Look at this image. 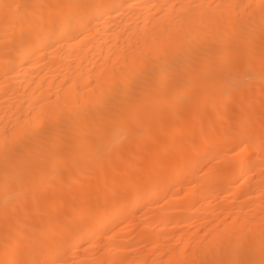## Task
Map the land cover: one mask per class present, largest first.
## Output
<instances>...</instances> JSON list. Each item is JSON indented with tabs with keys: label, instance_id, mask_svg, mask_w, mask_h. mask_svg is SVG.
I'll return each instance as SVG.
<instances>
[{
	"label": "bare ground",
	"instance_id": "obj_1",
	"mask_svg": "<svg viewBox=\"0 0 264 264\" xmlns=\"http://www.w3.org/2000/svg\"><path fill=\"white\" fill-rule=\"evenodd\" d=\"M46 1L0 26V264H264V0Z\"/></svg>",
	"mask_w": 264,
	"mask_h": 264
},
{
	"label": "rangeland",
	"instance_id": "obj_2",
	"mask_svg": "<svg viewBox=\"0 0 264 264\" xmlns=\"http://www.w3.org/2000/svg\"><path fill=\"white\" fill-rule=\"evenodd\" d=\"M52 1L54 0H47L46 3L51 4ZM54 2H57V0ZM62 2H64V0H62ZM37 3L38 0H0V15L2 14L0 16V26L2 29L12 30L13 28L16 29L19 26L27 25L28 22L25 20L27 18L24 17L29 16L33 17L34 21L38 20L40 18L41 10L43 11L44 7L42 4H38L36 12L32 13V10L36 7ZM104 3L106 4V2ZM104 3L98 8L101 15H104L103 13L107 11V15L102 19V24H106V22L110 21H126L132 16H140L142 18L147 13H153L154 11L152 0H124L123 5L119 7L111 5V3L104 5ZM76 6L77 5L74 4V8H77L78 12L84 10L81 5L79 7ZM90 23L91 18L88 19V24Z\"/></svg>",
	"mask_w": 264,
	"mask_h": 264
}]
</instances>
